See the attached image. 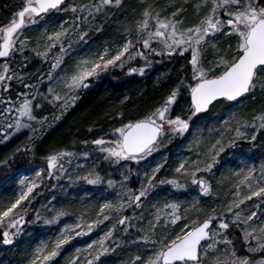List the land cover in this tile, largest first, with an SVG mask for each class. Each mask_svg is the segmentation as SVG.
Instances as JSON below:
<instances>
[{
	"label": "snow or ice",
	"instance_id": "1",
	"mask_svg": "<svg viewBox=\"0 0 264 264\" xmlns=\"http://www.w3.org/2000/svg\"><path fill=\"white\" fill-rule=\"evenodd\" d=\"M12 7L14 10L0 22V58H3L0 87L9 90V81L17 79L9 64L11 54L17 51L26 61L24 51L30 48L50 65L46 74L40 73L48 81L46 92L35 96L21 92L15 97L18 106L0 105L3 107L0 116L11 113L9 125L0 122L4 140L20 130H28L27 139L14 152L32 149L33 141L38 143V137L69 111L80 92L101 73L119 68L129 74H144L157 55L161 58L168 55L170 62L179 64L175 77L162 74V85L166 87L155 103L129 115L123 108L128 100L124 96L119 101V110L108 117L107 131L98 125H88L89 131L95 129L100 135L82 143L93 146L91 152L99 159L83 178L91 184L106 185L112 190V198L98 203L95 218L77 216L74 223H64L54 238L35 246L26 264H51L61 246L73 236L90 232L106 220L112 223L99 239L77 247L67 264H94L101 253L125 242L114 230L129 233L132 228L137 229L133 238L141 245L139 253L131 257L134 264H264V161L258 166L236 168L230 174L234 179L230 185L234 188L232 198L222 203L205 207L199 198H193L191 203L167 199L164 203L148 205L151 213L137 212L145 207L157 185L181 189L190 180L198 186L199 193L213 194L207 172L219 162L225 149L236 147L237 140H255L257 133L264 130V103L258 109L253 107L251 115L238 110L225 115L218 134L204 145L202 154L199 149L203 138L190 142L189 147L195 148L198 154L192 159L184 156L176 161L173 175H159L164 159L141 172L136 177L139 180L136 187H129L133 183L129 175L134 169H128L129 175L121 171L120 181L111 175L104 179L95 170L105 162L112 165L151 158L162 147L161 141L166 136L185 133L192 116L211 110L216 104L234 107L238 100L255 101L257 94L264 97V0H135L131 5L125 0H86L85 3L18 0ZM114 9H121L118 39L68 64L66 55L72 50L73 39H86L87 22L99 13L110 17ZM50 10H70L72 23L66 24L68 17H65L58 22L59 27L50 31L41 29L35 40L26 35V27L45 18ZM18 75L23 78L27 73L21 71ZM5 98L13 99L6 93ZM45 105L52 111H47ZM241 123L248 132L242 131ZM74 154L88 157L90 151L76 153L71 146L49 151L42 157L46 167H37L30 179L22 177L24 187L19 194L0 203V225H6L2 229L4 243L11 242L10 228L19 231V225L25 223V216L32 210L26 205L36 197L33 190L44 182L43 174L55 178L65 173L61 159ZM5 163L7 157L0 160V164ZM181 176L186 178L185 183L180 182ZM124 209H130L132 215H124ZM35 213V219H39L41 208H36ZM64 215V209L52 208L46 223L51 224ZM82 224L87 226L81 227Z\"/></svg>",
	"mask_w": 264,
	"mask_h": 264
},
{
	"label": "trees",
	"instance_id": "2",
	"mask_svg": "<svg viewBox=\"0 0 264 264\" xmlns=\"http://www.w3.org/2000/svg\"><path fill=\"white\" fill-rule=\"evenodd\" d=\"M68 2L85 3L86 0H68ZM16 3H18V0H0V22L3 21L4 17L8 16L11 10H14L12 6ZM125 3L131 5L135 3V0H125ZM120 13L121 9H114L110 17H105V14L99 13L94 19H90L87 22L88 31L86 32V39H73L72 50L67 52L66 55L67 63H73L75 59H77L74 58L77 56L76 53L81 50L96 52L102 47L103 42L112 43L117 40L122 23ZM45 15L52 17V20L55 21L68 17L66 24L72 23V13L70 10L63 12L51 10ZM81 26L83 28L85 25L82 24ZM37 27L38 26H33L29 30L25 29V34L35 40V37L40 34ZM98 28L99 30H97ZM25 50L26 53L24 56L28 57L26 61L17 56H10L9 58L11 72L17 76V79L9 81L11 85V89L9 90H4L0 87V105H7L9 103L17 105L19 102L14 101V99L17 94L19 95L21 92H27L30 95L37 93L43 81L40 73L44 72L46 74V70L50 67L47 61L43 60L42 57L36 56L30 48H26ZM153 61L152 66L146 69L144 74H129L126 70L114 69L104 72L98 76L97 79L90 78L91 82L80 92L77 102L55 125L49 127L43 135L38 137V143L36 140L33 141L34 147L32 149H21L18 152H14V149L18 148L27 139L28 130H20L17 135L7 140H4L3 134L0 133V160L7 157V163L0 164V203H6L18 195V186L14 180L16 171L23 168L28 162L34 161L38 162L41 168L46 167L42 157L46 156L51 150L71 146L75 148L76 153L90 151V156H88L85 168H92L93 163L98 160L99 157L96 156L94 152H91L93 146L86 145L82 143V141L94 139L96 136L100 135V132L95 129L89 131L88 125H98L99 128L107 131L109 127L108 117L112 116L114 111L119 110L121 107L119 101L122 97H128V100L123 104V108L126 114L131 115L138 109L156 102L157 97L162 94L166 87L162 85V74L175 77L176 69L179 67V64L170 62V57L168 55H165L163 58L159 55L154 56ZM182 62L183 61H180V63ZM21 71L27 73V76L20 78L18 74ZM158 81L161 83H158ZM25 84L29 85V87H23ZM37 84L39 85L38 87L36 86ZM5 93L7 96L13 97V99L11 101L4 99ZM262 103H264V97L257 94L255 101L251 98H245V101L242 102L238 100L234 107H226L224 103L216 104L211 110H207L204 113H197L192 116L189 120L191 140L186 144V135L182 138H178V135H176L171 141L165 144L168 155L160 174H163L165 177L175 174L173 172L175 167V161L173 160L174 153L182 146L187 150V156L190 159L195 158L198 152L195 148H190L189 144L190 142L194 143L196 139L203 138L199 149V152L202 154L204 145L218 134L217 128H219L220 125V122H218L220 118L222 119L225 115L235 110L251 115L250 110L253 107L258 109ZM45 107L47 111H52L50 106L45 105ZM2 111L3 107L0 106V112ZM10 116L11 113H3V116H0V122L5 126L9 125L11 123L9 119ZM210 120L212 123L206 124V122ZM191 128L194 129V131ZM73 141H75V143H72ZM241 141L243 140H237V147L253 145V152L248 156V160L254 161L255 166H258L261 161H264V130L258 132L256 139L251 140L250 143H243ZM229 162H235L231 148L225 149V152L220 154L219 162L214 164L213 169L208 171V178L212 182L213 194L205 195L199 193L198 186L192 184L190 180H187L188 186L181 189H173L168 184L157 185L147 198L145 207H148L149 199L159 203H164L167 199L191 203L193 198H199L201 205L211 207L213 204L222 203L226 198H232L230 194L234 191V188L230 185L234 184V179L230 177V174L233 173V169L228 170L229 166H226ZM63 164H66L67 166H65V169L69 170L68 162H63ZM245 166L246 162H244L241 167ZM101 169L102 166H99L96 168V171L103 173ZM75 171L80 172L76 168ZM43 175L44 182L39 186L42 193L38 195L37 200H41V203L47 204L49 201L48 198L51 196V192L55 191V188L50 177L46 174ZM185 179L186 178L181 176L180 182L185 183ZM79 184V187H82V189L87 192V196L84 200L92 199L93 192L91 189L99 186V184H91L85 179L80 180ZM62 201L61 203H56V205H59L57 208L64 209L69 216L72 217L80 213L85 219L95 218V211L98 207V203L93 202L90 205L83 206L82 201H76V196L72 197L70 200L64 198ZM34 204L36 205V203ZM262 206H264V204H262ZM33 210L30 212L31 215ZM26 218L29 220L31 219L29 215ZM103 226L104 221L93 229L92 234L96 232L98 227ZM37 232L38 227L35 224H32L29 228H21L20 232L12 237L10 245L3 244V236L0 234V263L4 259H7L8 264H19L18 261L21 257L18 253L31 246L33 239L38 234ZM128 237L129 235L124 233L122 241L125 242L120 243L119 247L111 252L100 255L98 260L94 261V264H108L110 261L112 262L117 258H124V264H134L131 257L139 253L141 245L139 242L135 241L134 238V241H130ZM70 247L71 244L61 246L59 255L53 258L51 264H67L70 254L67 256L65 252L67 253Z\"/></svg>",
	"mask_w": 264,
	"mask_h": 264
},
{
	"label": "rangeland",
	"instance_id": "3",
	"mask_svg": "<svg viewBox=\"0 0 264 264\" xmlns=\"http://www.w3.org/2000/svg\"><path fill=\"white\" fill-rule=\"evenodd\" d=\"M61 19H64V18H61ZM60 20L55 21V20H52V17H48V15H45V18H43L42 20H38L36 22V24L33 26H38L37 28H38L39 32L43 28H47L50 31L56 27H59L58 22ZM65 23H67V21H65ZM33 26L26 27V30L31 29ZM104 43H106V42H103V44ZM25 53H26V50L24 51V55H25ZM89 53H94V52L89 51V50H86V51L81 50L78 53H76L77 56L74 58H78L80 56L87 55ZM11 56L12 57L17 56V57L22 58L19 51L11 54ZM117 69H119V68H115V70H117ZM112 70H114V69H112ZM103 73H101V74H103ZM97 78H95V79H97ZM47 86H48V81L43 80L39 86V90L37 91V93L38 92L39 93L46 92ZM37 93L32 94V96H35ZM4 99H6V98H4ZM14 101H16V99H14ZM243 101H245V99ZM16 106H18V104ZM13 111H15V108H13ZM223 118L222 119L220 118V120H218V122L222 121ZM211 123H212L211 120L209 122H206V124H211ZM241 129L244 132L249 131V129L246 128L242 123H241ZM192 130L194 131V129H192ZM217 130H218V128H217ZM19 132L20 131H18L17 133H14L12 136L17 135ZM190 133L191 132H190V128H189V130H186L185 133H183V134H179V133L171 134L170 138L168 136H166L165 139L161 141L162 147L157 149V151L151 155V158L146 157L144 161H139V162L138 161H121V162H119V164H112V165H108L107 162L102 163L100 165V166H102L101 170L103 172V173H101V175H102V177H104V179H107V175H111L112 178L120 181L121 180V177H120L121 171H124L125 175H129L128 169H134L131 172V174L129 175V179L133 181V183L129 184V187H136L139 184V180L136 179V177L141 172L148 170L150 165L154 162H158L161 159H164L166 161L168 153H167L165 144L168 143L169 141H171L176 135H178V138H182L186 135L185 136L186 137L185 143L187 144L191 140ZM240 140H243V141H241L243 143H250V141H251V140H247V141L245 140L244 141V139H240ZM242 147L236 146L235 148H231L232 155H233V158L235 159V162L234 163L229 162V164L228 163L226 164V166H229L228 170L233 169V172H235V169L243 166L244 162H246V166L250 165V164L254 165V161L247 159L248 156L250 154H252V152H253V150H252L253 145H247V146L243 145ZM165 154H166V156H165ZM187 154H188L187 150L184 149V147L182 146L180 149L175 151L173 160L176 162L179 159H182L184 156H187ZM87 159H88V157L79 156V155H74L71 158L64 157L61 159V163L68 162L69 170L65 169V173L59 175L58 177H55V178L50 177L51 181L53 182V186L55 188L54 189L55 191L51 192L52 194L48 198L49 201L47 204H45L43 202L41 203L40 202L41 200H37L38 195L40 193H42V191L39 189V186L41 184L37 186V189L33 190V192L37 193V195L34 199H32L31 204L26 205V207H30L32 210L33 209L34 210L32 212V215L30 214V212L32 211L31 210L25 216V223L19 225V229L21 230V228H27V227L29 228V227H31L32 224H35L38 227V232H37L38 234L33 239V242L31 243L30 247H28L27 249H24L18 253V255L21 257L18 261L19 264H26L27 260L31 258V254H32L35 246L37 244H39L42 240H47L50 237L54 238L55 233L59 231V228L62 227L64 223H74L76 221L77 216H81L80 213H77L71 217L65 211V215L60 217L57 221H55L51 224L46 223V219L50 218L51 209L52 208L60 209V208H57L59 205H56V203L58 204V203L63 202L62 199H64V198L70 200V199H72V197L76 196V201H82L83 206H87L93 202L99 203L103 199L112 198V196L110 195L112 190L107 189V186L104 184H99L98 187L91 189V191L93 192L92 193L93 198L88 199V200H84L85 197L87 196V192H86V190L82 189V187H79V185H80L79 181L83 180L84 179L83 174L91 169L89 167L85 168V165L87 164ZM65 166H67V165L65 164ZM37 167H40L38 162H36V161L28 162L27 164H25V166H23V168L16 171V173L14 175V180L18 186V194L22 190V188L24 187V185L21 184V178L22 177H28L30 179L31 176L35 173V170ZM83 167H84V169H83ZM75 168L78 169L80 172L75 171ZM208 173L209 172H207V174H206L207 178H208ZM159 175L163 176V174L161 175L160 173H159ZM76 176H79L80 179H78V180L72 179V177H76ZM29 196H32V193H30ZM183 198H186V197H183ZM255 201H256V198L253 197L252 202L255 203ZM21 203L23 204L24 202L22 201ZM34 203H36V205ZM152 203H154V202L151 201V199H149V205H151ZM245 203H247V202H245ZM35 207L41 208V214H40L39 219H35V216H36V213H35L36 208ZM45 208L48 209L47 212L44 211ZM145 211L151 213L152 209L150 207H144L143 209H137V212L140 213L141 215H143ZM123 214L124 215H132V211L130 209H124ZM28 215L31 217L30 220L26 218ZM28 221H32V222L29 223ZM111 223H112V221H110V220L104 221V226L98 227L94 234H92V233H93V229L95 227L92 229V231L86 232L83 235L73 236V238L70 241H67L63 245V246H65V245L71 244L70 249L67 251V253L65 252V255L68 256V254H70V257H71V255L74 254V251L77 247L82 248L84 245L89 244L92 240H94V239L98 240L101 233L106 229L107 226H110ZM135 223L138 224L139 222L137 221ZM5 226L6 225H0V234H2V236H3L2 229ZM22 226H25V227H22ZM86 226H87L86 224L81 225V227H86ZM20 230L17 231L16 228H10L9 232L12 235V237H14L15 235L18 234V232H20ZM70 231H73V230H70ZM136 233H137V229L132 228L130 230V232L126 233V234L129 235L128 239L130 241H134L133 237ZM114 234L117 235L121 241L123 240L124 233L117 231V230H114ZM10 243H4V241H3V244H5V245H10ZM93 247H96V246H93ZM109 247H111V244L109 245ZM117 247H119V244H117L115 248H117ZM115 248H111V251L114 250ZM111 251H107V252H111ZM105 253L106 252H103V253H101V255L105 254ZM70 257H69V259H70ZM53 258H52L51 262H53ZM124 260H125L124 258H117L112 262L110 261L108 264H124ZM0 264H8L7 259H4Z\"/></svg>",
	"mask_w": 264,
	"mask_h": 264
},
{
	"label": "water",
	"instance_id": "4",
	"mask_svg": "<svg viewBox=\"0 0 264 264\" xmlns=\"http://www.w3.org/2000/svg\"><path fill=\"white\" fill-rule=\"evenodd\" d=\"M2 59H3V58H0V60H2ZM205 111H206V110H205ZM205 111H204V112H205Z\"/></svg>",
	"mask_w": 264,
	"mask_h": 264
}]
</instances>
